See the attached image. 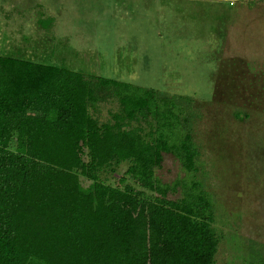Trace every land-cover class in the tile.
Listing matches in <instances>:
<instances>
[{
	"label": "trees",
	"instance_id": "obj_1",
	"mask_svg": "<svg viewBox=\"0 0 264 264\" xmlns=\"http://www.w3.org/2000/svg\"><path fill=\"white\" fill-rule=\"evenodd\" d=\"M100 89L122 106L113 122L91 111ZM193 101L0 54V264H218ZM169 157L184 174L167 181ZM126 162L117 185L101 178Z\"/></svg>",
	"mask_w": 264,
	"mask_h": 264
},
{
	"label": "rangeland",
	"instance_id": "obj_2",
	"mask_svg": "<svg viewBox=\"0 0 264 264\" xmlns=\"http://www.w3.org/2000/svg\"><path fill=\"white\" fill-rule=\"evenodd\" d=\"M0 54L194 98L195 175L215 198L216 261L264 264V0H0ZM100 95L91 111L113 122L122 106ZM127 166L101 178L117 185ZM181 170L169 157L158 172L170 181Z\"/></svg>",
	"mask_w": 264,
	"mask_h": 264
}]
</instances>
